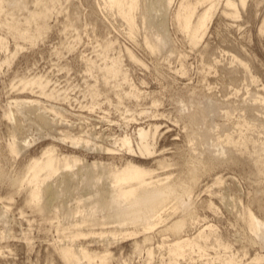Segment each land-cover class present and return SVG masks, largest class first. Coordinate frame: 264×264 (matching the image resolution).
Returning <instances> with one entry per match:
<instances>
[{
  "label": "rangeland",
  "instance_id": "obj_1",
  "mask_svg": "<svg viewBox=\"0 0 264 264\" xmlns=\"http://www.w3.org/2000/svg\"><path fill=\"white\" fill-rule=\"evenodd\" d=\"M180 1L173 0L166 10L154 14L155 22L164 14L169 42L160 52L152 53L145 43L151 41V32L141 20L139 9L136 32L130 37L124 21L102 0H3V21L23 22L29 12L43 5L48 6L50 14L46 35L34 45L16 38L0 24V36L5 37L9 47L7 51L0 49V63L7 57L11 59L10 64L0 67V264H65L57 247L71 244L77 227L70 224L79 215L64 218L62 210L71 211L79 196L87 197V189L63 191L47 213L36 212L28 205L27 188L21 184L26 166L47 149H53L59 158L75 156L84 163L99 161L114 168L133 158L155 169L159 177L171 173L172 178L182 163L180 154L189 148L195 154L210 152L222 160L221 165L197 180L192 192L166 202L178 203L180 208L150 231L141 230L143 223L152 222L150 209L135 225L119 226L101 217L94 224H84L81 230L88 235L78 237L74 245L98 255L107 254L108 262L82 264H171L160 245L163 238L170 240L172 236L160 235L159 231L182 212L189 222L184 229L187 232L181 235L212 224L222 242L230 244L237 264L249 263L256 254L264 256V248L249 240L240 219L248 205L264 218V175L256 170L257 163L264 169V33L259 32L264 0H247L246 6L237 8V17L223 12L225 0H214L216 10L197 45L190 44L188 35L177 28L174 12ZM204 6H199L197 12ZM16 47L18 52L11 58ZM127 50L138 61L131 60ZM117 56L122 71L108 77L104 67ZM228 69L234 70L230 75L233 82L223 76ZM35 76L49 80L47 89H55L54 97H45L36 87L20 90L22 81ZM29 100L36 102L18 107L14 103ZM9 111L14 119H8ZM39 113L52 124L39 121ZM244 123L250 128L242 126ZM155 126L158 128L152 142L156 153L150 158H134L117 145L127 136L136 146L137 130L143 127L152 134ZM240 133L250 139L244 149L223 141L225 135L236 140ZM12 137L22 146L18 155L8 152ZM68 137L80 139L79 143L72 144ZM230 155L239 159L237 165L228 162ZM158 161L169 166L161 169ZM77 169L74 167L72 172ZM218 176L222 177L221 184L210 190L235 197L236 205H223L218 199L220 194H215L212 201L218 210L211 212L202 206V201L209 198L204 190ZM56 179L48 182L55 186ZM59 203L63 206L57 210ZM193 217L200 219L198 224L191 225ZM125 228H138L139 232L116 239L97 235L101 230L119 233ZM148 248L152 250L150 259ZM209 252L214 255L213 250ZM196 258L193 255L192 261ZM189 259L186 256L179 262H192Z\"/></svg>",
  "mask_w": 264,
  "mask_h": 264
},
{
  "label": "bare ground",
  "instance_id": "obj_2",
  "mask_svg": "<svg viewBox=\"0 0 264 264\" xmlns=\"http://www.w3.org/2000/svg\"><path fill=\"white\" fill-rule=\"evenodd\" d=\"M50 1L53 3L56 0ZM102 1L106 7L114 9L124 21L128 27V35L130 37L136 32V12L139 9L141 20L147 23L151 32V41L145 40L149 50L152 53L160 52L166 47L169 39L164 26V14H162L163 16L157 22L154 21V14L166 10L173 0ZM2 2L3 0H0V9ZM17 4L18 2L15 3V5ZM246 4L247 0H225L226 9L223 12L237 17V8L239 6L244 7ZM202 5L205 6L197 12L199 6ZM216 7L217 2L214 0H181L179 2L174 12V19L178 30L188 35L190 44H199L207 30L208 23L214 15ZM49 14L48 6L43 5L42 8L29 12L28 16L23 18V22L0 20V24L6 27L8 32L16 38L27 40L30 45H34L38 39L46 35L49 29V24L47 23ZM259 32L264 33V18L259 27ZM109 47L110 43L107 44L104 52ZM0 49L3 51L9 50L6 39L3 36H0ZM18 49V47L15 48L10 55L11 58L17 54ZM127 54L131 60L138 61L131 51L127 50ZM4 63L10 64L11 59L9 57L5 58L0 63V67ZM88 69L91 68L89 67ZM104 71L108 77L118 76L122 71L120 56L112 58L110 64L105 65ZM232 72L234 73V70L228 69L225 73L223 72V76L224 74L227 77L229 76L227 79L232 81L234 80L230 76ZM122 75L123 80H125V73ZM48 83L49 80L43 78V76H35L31 80L22 81L20 90L36 87L39 89L40 94L47 98H52L56 91L54 88L47 89ZM16 95L20 96L19 93H16ZM261 101L264 104V97L261 98ZM35 102L36 100H29L28 102L15 101L14 103L18 107L23 103L33 104ZM28 108L31 109L29 106ZM7 117L8 119H14L13 112L9 111ZM36 118L43 124H52L44 114H36ZM19 125L16 127L19 128ZM242 126H245L246 129L250 128L247 123L242 124ZM157 128L158 126H155L151 134L150 129L146 130L140 127L137 130L138 142L136 146L132 144L130 138L127 136L120 139L117 145L124 147L126 152L134 158L148 159L156 153L152 137L154 138ZM13 133L14 130L12 131V136ZM70 139L72 144H78L80 140L77 138ZM223 141L241 150V148L244 149L247 146L250 139L240 133L236 140L229 135H225ZM21 148L22 146L18 145L13 137L12 141L7 145L10 154L18 155ZM105 150L111 151V149ZM229 157L228 162L230 164L237 165L239 163V159L233 158L232 155ZM179 158L182 160V163L179 164L176 175L172 178L171 173H164L162 174L163 177H159L158 174H155V169L145 167L135 162L133 158L125 161L119 168H114L99 161L84 163L82 159L75 156H63L59 158L54 155L53 149H47L40 157L33 158L27 164L26 176L21 184L25 183L27 188L26 203L39 213L51 211L53 202L60 197L63 191L71 192L75 189H87L85 190L87 191L85 193L87 197L82 198V196H79L76 200V206L71 211L62 210L64 218L73 217L75 214L79 216L73 224H70L77 227L71 235V244L59 245L57 247L58 255L65 264H82V261L107 263V254L98 255L89 252L84 247H76L74 245L78 237L88 235L81 230L84 224H94L101 217L114 220V223H117L119 226L135 225L139 218L142 216L141 219L144 218V211L150 209L152 222L143 223V227L141 228L143 232L150 231L157 227V225L168 221L180 208L178 203L167 205L166 202L178 196L181 197L182 193L188 194L192 192L200 177L211 173L218 165L222 164V160L215 158L210 152L195 154L191 148L187 149V152L181 153ZM158 165L161 169L169 166V164H164L163 161H158ZM74 167H78V169L72 172ZM256 170L257 174L264 175V169L258 163ZM55 176H57V179L55 186H53L48 180ZM221 182L222 177H215L212 185L204 190V192L209 194V198L202 201V206L211 210V212L218 210L212 201V197L215 194H220L218 199L223 205H230V202L233 207L236 205L235 197L210 190L213 185H219ZM181 205H184L183 201ZM62 206L59 203L56 209L59 210ZM244 211L240 219L246 225L245 229L249 232V240L253 243L258 242L264 248V218L258 217L249 205L245 207ZM173 219V221H170L168 225L159 231L160 235L168 234L172 236L170 240H168L169 237L163 238L160 245L162 248H165L171 264H180L179 260L186 256L192 261L193 255H196L197 260L187 264H237L239 262L237 256L230 251V244L222 242L214 225L207 224L203 228H195L193 234L181 235L183 232H187L184 229L188 228V215L182 212ZM190 219H192L191 225H196L200 221L197 217ZM138 232V228H133L132 230L125 228L124 232L119 233L112 230H101L97 235L105 239L108 236L116 239L118 236H121V238L135 236ZM91 233L94 234V232H89V234ZM209 250L214 251L213 256ZM146 255L150 259L152 250L148 248ZM263 259V255L256 254L247 264H261Z\"/></svg>",
  "mask_w": 264,
  "mask_h": 264
}]
</instances>
